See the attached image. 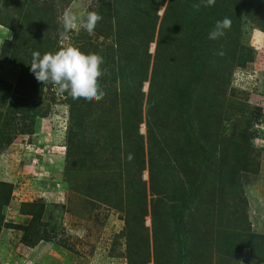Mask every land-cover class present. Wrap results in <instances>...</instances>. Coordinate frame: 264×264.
Returning <instances> with one entry per match:
<instances>
[{
  "label": "rangeland",
  "instance_id": "obj_1",
  "mask_svg": "<svg viewBox=\"0 0 264 264\" xmlns=\"http://www.w3.org/2000/svg\"><path fill=\"white\" fill-rule=\"evenodd\" d=\"M104 1L0 0V264H154L155 260L160 264H264V0H260L259 7L246 4L244 10L248 13H240L238 31L228 29L230 36L218 39L225 43L238 40L250 54L244 55L249 60L245 64L229 66L227 89L214 87L210 93H195L189 101V90L178 83V92L173 94L167 88L161 99L167 120L164 131L172 134L168 136L172 148V144L183 145L187 135L191 140L190 133L195 131L200 138L207 131L218 134L226 143L223 161L209 168L203 165L212 170L207 177L216 183L214 208L210 211L213 216H205L203 210L205 217L200 218V209L192 217L197 222L191 219V227L171 224L170 231L160 235L166 239L157 243L156 253L152 249L153 201L149 200L147 170L139 174L147 192L143 223L127 224L124 211L130 203L124 193L120 199L115 195L111 181L106 189V181H102L110 175L114 183L120 180L125 190L139 177V158L131 159L126 153L117 157L114 149L108 148L109 140L102 137L108 136L106 126L116 128L114 120L120 125V112L126 115L123 108H140L145 118L148 83L142 85L141 96L132 83L133 88L122 90L123 95L118 97L121 88L118 94L114 92L117 84L110 85V79H104V69L118 71V64L123 67L128 54L129 58H143L139 68L144 71L146 55L138 47L146 43L144 36L149 33L118 43L119 36L103 37L97 29L89 34L82 26L66 31L63 24L65 12L86 20L90 12L98 13ZM178 1L165 0L157 11L159 18L166 16L163 21L168 25L167 37L171 35V22L179 17L175 9L181 8L180 3L176 6ZM184 2V14L189 19L183 32L191 36V43L203 46L202 32L215 28L229 0H215L212 6H205L204 0ZM193 17L197 19L192 23ZM158 29L159 25L154 43L147 48L151 55L149 74L155 42L167 45L157 40ZM69 46L103 59L104 75L98 84L105 94L109 91L113 97L116 95L111 108L101 109L98 101L75 100L67 93L61 94L53 83L36 80L30 71L33 54L43 56ZM127 48H131L130 54ZM186 59L185 64L197 66V72L208 77L204 74L207 70L201 68L204 59L197 65L196 59ZM218 60L211 62L217 69ZM134 73L125 71V80L134 81L144 74ZM92 108L96 110L92 112ZM140 133L146 135L145 125L140 126ZM71 135L76 137L72 138L75 146L70 152ZM144 143L147 161L146 140ZM243 155L248 157L249 165L241 173L238 161L242 158L245 163ZM178 156L171 165L185 180L189 175L184 174ZM221 176L229 181L227 188L220 186ZM189 190L183 191L188 194L187 202L195 193ZM161 222L157 218L159 230Z\"/></svg>",
  "mask_w": 264,
  "mask_h": 264
},
{
  "label": "trees",
  "instance_id": "obj_2",
  "mask_svg": "<svg viewBox=\"0 0 264 264\" xmlns=\"http://www.w3.org/2000/svg\"><path fill=\"white\" fill-rule=\"evenodd\" d=\"M164 1L165 0H105L104 4L102 3L99 5L98 13H101V15H99L102 17V20L99 21L98 26L95 28V30L97 29L99 31V35L103 37L112 36L116 38V36H119L117 40L118 43H123L122 40H126L129 37L140 39L139 37L144 36L145 33H149L148 37L144 36L147 38L146 43H140L141 45H139V47L137 46L138 50H140V48L143 49V53L146 55L144 71L139 68L143 58H129L128 54L123 67L118 64V71H116L115 68H111V72H108V69H104L107 71L104 79H106V77L109 78L110 85L117 84L114 92L118 94L117 91L121 88V94H119L118 97L123 95L124 91L122 93V90L129 89L130 87L133 88L131 86L132 83L134 84V90H137L138 93L140 92L139 94L141 96L143 95L141 94L142 85L145 82L148 83L147 98L149 107L146 111V116L143 118V113L140 112V108L136 109L134 106L127 109L123 108L124 111L126 110V115L120 112V125H117L114 120L116 126L114 130L110 128L111 125L106 126V129H108V136L102 137V140H109L108 148H113L114 154H116L117 157L124 153H126V157H130L131 159L138 157V176L139 174L141 175L144 169L147 170L149 200L153 201L151 216L152 237L155 241L152 248L154 253H156V248L158 247L157 243H163L166 239L165 236L160 237V235L169 232L171 224L177 225V223H179L185 229L191 227L193 219L194 224L197 222L196 218L192 217H196V212L199 213L200 209L202 210V214H199L200 218L204 216L203 210L206 212L205 216H213L210 215V211L214 208V197L216 195L214 187L216 183L211 182L207 177L212 174V170H208V168L209 165L212 167L217 161H223L225 153L222 148L226 143L224 138L218 134L211 135L210 131H207L206 134L202 135L203 137L200 138L198 132L195 131L190 133L192 136L191 140H188L187 135L183 141V145H179L180 143L172 144L174 145L172 148L168 138V136L172 134L170 132L168 133V131H164L166 130L164 123L166 124L167 120H164L165 112L164 109L161 108L163 102L161 99L164 98L167 88L170 89L169 92L173 94L178 92L181 83H184L183 89L189 90L190 92L189 101L193 98L195 93H207V91L210 93L211 91H215V88H223L225 90L229 85V66L232 63H237L241 66L249 61L244 55L248 54L247 56L250 57L249 50L247 49L244 51L245 49L239 45L238 40L226 43L225 41H218V39L212 40L209 39L210 32L208 31L202 32L201 38L204 40L203 46L200 42H196L197 44L195 42L191 43L188 39L191 36L188 37V35H185L183 32V28L185 27L184 23L186 19H189L188 14H184L186 5L184 4V8L182 7V2L186 0H179L177 2L176 6L179 3L181 6L180 9L175 7L179 13V17L176 19L175 23L171 22V35L167 37L166 28L168 25L167 23L165 25L163 21L166 16L163 15L161 18L157 16V11L164 5ZM172 1L173 0H171V2ZM246 4H248V7L249 5L259 7L261 3L260 0H229L224 16L219 20H223L224 18L231 19L232 23L230 29L238 31L241 22L240 13H248V11L244 10L246 9L244 8ZM105 9H108L110 12L107 14L104 11ZM166 10L167 9H165V11ZM111 13L113 16L110 17L109 14ZM185 15H187L186 18ZM193 18L191 19L192 23L197 19L195 17ZM191 22L189 20L187 23L190 24ZM157 25H159V36L157 40L160 39L162 43H166L167 45L165 44L166 46L164 47L161 46L159 42H155L153 64L151 73L149 74L148 63L151 55L148 53L147 48L150 44L154 43ZM96 34L98 35V33ZM228 36H230V34L228 30H226L222 40ZM86 44L87 43L84 45ZM105 44L101 47H104ZM130 50L131 48H127L129 54ZM203 56L204 58H202ZM187 57L190 60L196 59L197 63L195 65L199 64L200 60L204 59L202 62L204 65L201 68L207 70V72L204 71V74H209L210 78L209 75L205 77L201 71L197 72V66L189 63L185 64V62L188 61L186 59ZM216 58L219 59L217 64L218 69L211 63L212 60ZM129 61L132 62V65H128ZM134 70L137 74L141 72L144 74H141L140 77L137 75V79L134 81H126L125 71L135 74ZM185 74L189 76L188 79ZM216 76L217 78H215ZM214 81L218 82V84L214 83ZM115 98L116 95L113 97L111 92L108 91L103 99L97 103L100 104L101 109L111 108L110 106L116 101ZM94 109L95 108H92V112H94ZM180 114V112L174 114L173 119L177 118ZM124 116H127L128 119H124ZM130 117H133V119L129 120ZM141 125H145L146 128V135L144 136L140 133ZM74 137H76V135H71V137H69L71 141V146L69 147L70 152L73 149L72 147L75 146L72 140ZM98 139L101 140V138ZM144 140H146V147L148 150L147 161L144 159L145 143L142 145ZM177 155L181 158L180 161L183 164L182 170L184 169V174L189 175L187 177L185 176V180L182 179L180 173L176 172L177 168L171 165L177 158ZM205 155L206 157L204 158ZM243 158L246 164L242 163V158L238 161L241 164V173H244L246 171L244 167H247V164L249 165L248 157L243 155ZM203 165L208 168L205 167V170ZM224 174L225 173L222 175ZM102 181H106V186L103 187L104 189L107 188V184L111 181L110 187L114 186L115 195L120 199L124 193L125 199L130 203L129 207L126 206L127 210L124 211L125 216L128 218L127 221L129 220L127 224L135 221L143 223L145 215L147 214V192L146 184L142 182L140 176L137 177V183H128V186L124 187L125 190L121 189L123 186L120 180L119 183L118 181L114 183V177L110 175L105 177ZM219 181L221 183L220 186L222 185L225 188L228 187L227 183L229 181L225 182L224 176H221ZM187 188H190V192L195 191L189 202H187L188 194L186 195V193H183V191L188 192ZM102 193H105V190H103ZM100 197L101 195L99 199ZM158 209H160V212L156 213ZM157 218L162 221L160 230L157 228ZM186 221H189L188 225ZM198 235L201 236L200 233H198ZM134 254L136 255L137 252L134 251ZM154 264L160 263L155 260Z\"/></svg>",
  "mask_w": 264,
  "mask_h": 264
},
{
  "label": "clouds",
  "instance_id": "obj_3",
  "mask_svg": "<svg viewBox=\"0 0 264 264\" xmlns=\"http://www.w3.org/2000/svg\"><path fill=\"white\" fill-rule=\"evenodd\" d=\"M205 6H212L215 0H204ZM102 17L96 12H90L86 20H80L71 12H65L63 24L66 31L82 26L92 34ZM231 19L224 18L215 24L209 33V39L216 40L225 35L231 27ZM103 59L97 54H84L79 48L69 46L56 53L33 54L30 71L38 82H51L57 86L61 94L67 93L75 100L87 103L100 101L105 93L98 84L103 77Z\"/></svg>",
  "mask_w": 264,
  "mask_h": 264
}]
</instances>
